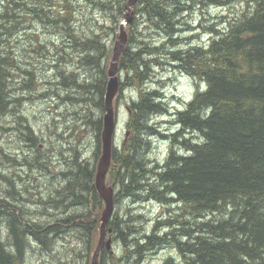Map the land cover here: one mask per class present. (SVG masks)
Wrapping results in <instances>:
<instances>
[{
	"label": "trees",
	"instance_id": "16d2710c",
	"mask_svg": "<svg viewBox=\"0 0 264 264\" xmlns=\"http://www.w3.org/2000/svg\"><path fill=\"white\" fill-rule=\"evenodd\" d=\"M127 3L0 0V113L14 115L21 100L14 95L16 89L10 88L11 78H15L12 71L21 69L11 47V42L17 41L15 36L24 31L28 38L27 30L34 31L30 37L32 54L38 52L35 46L39 50L57 45L44 43L36 33L38 28L65 37L57 60L67 65L77 54L81 67L99 75L96 84H80L72 72L61 84H73L85 94L94 88V103L105 112L113 49L99 33H78L84 16L79 11L103 12L120 26L117 18L124 17ZM211 8L227 9L229 15L207 17L204 13ZM197 10L203 14L198 26L191 21ZM132 12V23L126 29L128 43L119 63L116 102L127 89L137 95L128 103V136L120 150L113 149L107 185L118 189L115 203L153 202L172 215L157 218L149 233L142 226L137 229L129 224L138 218L128 221L114 216L109 227L120 242L122 256L113 257L104 249L101 264L108 258L112 264H142L146 254L164 246L179 254L167 256L163 264H264V0H138ZM142 24L145 32L140 30ZM202 34L210 39L190 44L199 41ZM62 52L70 59L66 61ZM168 68L202 85L185 108L174 113L166 107L160 88H149L159 83L156 71ZM24 73L30 77L25 87L34 90L38 82L32 69ZM168 115L174 128L163 133L153 118ZM18 117L22 127L15 120V131L39 154L34 162L27 158H12V162L28 168L31 174L36 163L48 170L53 161L49 154L44 157L40 137L24 124L26 119ZM92 123L97 158L103 121L100 118ZM158 135L170 144L163 163L146 157L151 139ZM69 164L70 170L62 172L65 183L55 190L57 197L50 192L43 202L67 214L53 225L28 223L21 203L31 200L17 191L15 179L0 173L12 188L10 200L0 197V264H25L30 239L49 247L68 228L76 229L87 248L95 249L105 208L94 187L97 168L78 161V157ZM11 176L25 180L22 174ZM72 208L81 210L68 214ZM4 223L9 230L5 240Z\"/></svg>",
	"mask_w": 264,
	"mask_h": 264
},
{
	"label": "rangeland",
	"instance_id": "374dc122",
	"mask_svg": "<svg viewBox=\"0 0 264 264\" xmlns=\"http://www.w3.org/2000/svg\"><path fill=\"white\" fill-rule=\"evenodd\" d=\"M77 9H80L79 6H77ZM79 12L84 13V16H82V23L79 24L78 33L87 35H92L93 32L99 33L103 41L113 49L119 35V24L117 22L112 23L111 18H108L103 12L96 11L91 13L88 10ZM204 14L207 17L215 18L229 15V10L211 8ZM202 15L201 11L197 10L196 14L191 18L192 23L198 26ZM92 19L96 21L97 26L92 27ZM123 19L124 17L120 16L117 18L121 22ZM88 20L91 21L88 22ZM140 30L145 32L143 24ZM27 32L28 38L22 31L15 36L17 41L11 42V47L14 48V58L21 69L12 71L15 74V78H11L12 84H10V88L16 89L14 95L21 97V100L14 115H12L13 113L4 115L0 113V173L7 178L15 179L17 181L16 186L18 185L17 191H20L25 199L31 200L21 203L28 223L53 225L67 214L63 215L62 210H55L50 205L46 207L43 202L49 199L50 192H53L55 196V190L61 188L65 183L62 172L70 170V159L78 157V161L88 162L90 166L95 165L97 168L101 152L96 158V131L92 122L100 118L103 121L106 110L102 112L95 105L93 99L95 98L96 90L94 88L91 90L93 92L92 95V92L88 94L82 93L73 84H69L67 87L61 84L64 81V77L69 76L72 72L76 73L77 82L80 84H96L100 79L99 75L89 70V67H81L78 64L80 57L77 54L73 55V61L67 65L66 62L55 58L61 50L60 48L65 38L61 37L62 34L50 35L43 28H38L36 33L44 43L52 42L57 45L54 46V49L52 46L46 45V47L39 50V46H35L38 52L32 54L29 50L30 47L34 48V46L30 44V37L35 33L31 30H27ZM200 36L199 41H190V44L196 45L207 42L210 39L209 36L203 34ZM157 42L160 44V41ZM62 54H64L66 61L70 59V56L63 52ZM31 69L38 82V86L34 90L25 87V84H29L30 77L24 71H30ZM156 74L159 83L154 82L149 85V88H160L170 113L183 110L185 105L193 99L195 93L202 88L200 82L175 73L172 68L157 70ZM118 94L113 103L117 118L115 148L120 150L128 136L126 131V123L129 118L127 106L128 103L135 99L137 94L133 93V89H127L123 91L122 98L116 102ZM82 98H84V101L80 102ZM18 116L26 119L27 122H24V124L30 125L35 135L40 137L39 147L41 150L44 149L41 147L45 144L44 141L47 142V149L51 148L49 150L50 157L56 152V148L62 150L59 155L64 154V156L60 159L57 158L56 163L51 162L48 170L40 168L39 164L36 163L31 174L28 168L16 167V164L12 162V158L18 161L27 158L34 162L39 154L32 147L27 149L25 142L18 135V132L15 131L14 127L18 126L15 120H18L20 128L22 127V122ZM172 119V116L168 115L153 118V121L158 123L163 133H168L169 130L174 128V125L171 124ZM150 142L151 149L146 153V157L158 163H163L167 158L170 144L160 135L152 138ZM14 173L22 174L25 180L20 182L17 177H12L11 175H14ZM39 175H41L39 178L40 182L37 183ZM108 186L113 187L112 185ZM48 187L49 190L47 191ZM11 189L10 184L0 177V197L10 200L9 191ZM113 189L114 196H116L118 189L116 187H113ZM76 210L81 209L72 208L68 214ZM176 212L181 213L180 210ZM116 215L128 221L129 219L138 218L136 222L131 221L129 224L135 225L136 228L137 226H142L145 228L144 231L149 233L157 218H167L172 213L168 212L167 208H163L153 202L136 204L132 203L131 200H122L119 203H115L112 218ZM2 232L5 240L9 234L7 223H4ZM112 241L113 253L111 256L120 258L122 249L114 233H112ZM94 250L87 248L85 238L76 229L68 228V231L59 234L58 238L49 247H43L40 243L30 239L25 255V264H91ZM178 254L173 248L164 246L156 252L152 251L146 254L142 264H163L167 256ZM111 261L113 260L108 258L105 264H112Z\"/></svg>",
	"mask_w": 264,
	"mask_h": 264
},
{
	"label": "water",
	"instance_id": "95a60500",
	"mask_svg": "<svg viewBox=\"0 0 264 264\" xmlns=\"http://www.w3.org/2000/svg\"><path fill=\"white\" fill-rule=\"evenodd\" d=\"M138 0H128L126 5V13L120 24L118 39L113 48V55L107 72L108 83L105 96V110L103 117V131L101 134L102 152L97 166L95 176V190L105 204V209L101 216L100 238L98 245L92 257L91 264H101V255L104 248L111 253L112 251V229L108 228L112 219L115 206V196L113 187L107 186L106 178L112 164V152L115 146V134L117 129V118L114 109V99L119 92V63L127 42L128 33L126 27L132 23L133 8ZM110 234V236H108Z\"/></svg>",
	"mask_w": 264,
	"mask_h": 264
},
{
	"label": "flooded vegetation",
	"instance_id": "af4514ba",
	"mask_svg": "<svg viewBox=\"0 0 264 264\" xmlns=\"http://www.w3.org/2000/svg\"><path fill=\"white\" fill-rule=\"evenodd\" d=\"M23 141H24V140H23ZM44 142H45V144L42 145L41 147L44 148V149L42 150V152L45 154V155H44V157H45V156H47V154H49V150H50V149H47V148H48V147L46 146V145H47V142H46V141H44ZM25 147L28 149V148H29L28 144L25 143ZM55 151H56V152L53 153L52 156H51L50 158H51V160H52L53 162L56 163L57 158L60 159L61 157H60V155H59L60 150H59L58 148H56ZM53 157H54V158H53ZM75 158H76V157H75Z\"/></svg>",
	"mask_w": 264,
	"mask_h": 264
},
{
	"label": "bare ground",
	"instance_id": "6f19581e",
	"mask_svg": "<svg viewBox=\"0 0 264 264\" xmlns=\"http://www.w3.org/2000/svg\"><path fill=\"white\" fill-rule=\"evenodd\" d=\"M194 2V1H193ZM204 9V8H203ZM147 82V81H146ZM203 82V81H202ZM201 91V90H200Z\"/></svg>",
	"mask_w": 264,
	"mask_h": 264
}]
</instances>
